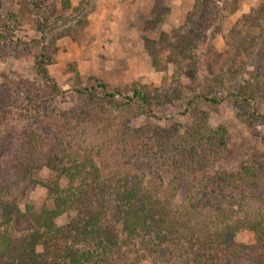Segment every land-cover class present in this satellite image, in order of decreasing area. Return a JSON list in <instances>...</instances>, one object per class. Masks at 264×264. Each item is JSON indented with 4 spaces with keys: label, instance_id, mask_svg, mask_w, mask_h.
Wrapping results in <instances>:
<instances>
[{
    "label": "trees",
    "instance_id": "trees-1",
    "mask_svg": "<svg viewBox=\"0 0 264 264\" xmlns=\"http://www.w3.org/2000/svg\"><path fill=\"white\" fill-rule=\"evenodd\" d=\"M212 2L195 0L186 31L173 42L176 56L171 60L190 77L193 68L190 62L186 68L184 59L192 57L215 21ZM238 6V0H225L221 15ZM1 11L0 1V28ZM260 17L264 21L263 13ZM243 36L242 44L227 40L242 64L237 93L252 103L264 94V64L253 62L264 63V37L260 43L256 36ZM46 61L43 49L38 65L48 81ZM231 66L221 65L195 98L221 101ZM77 92L98 97V103L120 96L124 104L138 102L157 117L145 87L123 94L98 80ZM5 98L0 96L1 112ZM79 115L69 109L56 119L58 127ZM197 117L201 120L193 127L177 122L110 126L97 151L65 138L58 127L47 128L51 122L41 124V130V125L16 129L0 118L5 129L0 132V264H140L147 256L154 264H264V158L245 159L231 171L218 167L230 142L227 127H214L207 116L196 114L193 121ZM106 159L114 169H104ZM37 186L46 190L44 200L32 199ZM244 228L256 233L254 243L236 240Z\"/></svg>",
    "mask_w": 264,
    "mask_h": 264
},
{
    "label": "rangeland",
    "instance_id": "rangeland-1",
    "mask_svg": "<svg viewBox=\"0 0 264 264\" xmlns=\"http://www.w3.org/2000/svg\"><path fill=\"white\" fill-rule=\"evenodd\" d=\"M0 1V96L7 97L0 118L6 125L21 129L47 121L51 122L47 128L57 131L56 119L63 118L58 116L73 108L80 113L79 118H68L66 122L70 123L60 125L61 135L85 147L95 146L97 151L110 126L121 125L125 129L151 122L162 125L177 122L193 127L194 122L201 120L197 117L193 121L196 114L207 116L214 127L219 124L227 127L230 142L218 167L231 171L245 159L264 158V94L251 103L237 93L242 64L234 56L236 48L231 50L227 40L233 37L232 41L242 44L244 33H248L249 39L256 36L261 43L264 0H238L234 12L222 15L225 0H213L215 21L206 27L192 57L184 59L186 68L191 63L193 77L177 69L171 58L176 56L173 42L178 40L179 32L186 31V18L195 0H68V4L63 0ZM253 8L256 9L253 16L242 22V17ZM246 44L248 41L245 47ZM43 49L49 55L45 66L48 81L42 77L38 65ZM218 53L222 55L217 57ZM253 62L257 66L264 64L256 59ZM221 65L226 69L232 65L224 79L230 87L220 89L221 101L197 100V90L205 86ZM98 80L109 91L123 94H131L134 86L151 90L152 109L157 117L138 102L124 104L125 99L120 96L111 102L98 103V97L77 92L78 88L96 85ZM3 130L0 127V132ZM103 164H109L105 170L114 169L111 159ZM170 175L167 173V177ZM31 197L44 200L46 190L37 186ZM235 238L252 244L256 233L244 228ZM140 264L154 262L147 256Z\"/></svg>",
    "mask_w": 264,
    "mask_h": 264
}]
</instances>
